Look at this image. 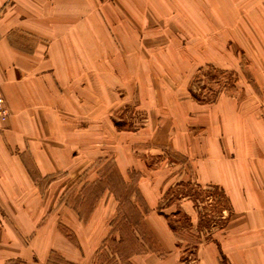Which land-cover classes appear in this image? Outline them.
I'll list each match as a JSON object with an SVG mask.
<instances>
[{
    "label": "crops",
    "instance_id": "crops-1",
    "mask_svg": "<svg viewBox=\"0 0 264 264\" xmlns=\"http://www.w3.org/2000/svg\"><path fill=\"white\" fill-rule=\"evenodd\" d=\"M106 1L131 12L125 13L129 24L116 27L115 18L111 17L107 22L112 26L105 27L98 10L92 11L101 0H0V92L11 114L6 124L0 123V264L11 260L47 263L51 252L60 250L53 243L65 245L63 250L71 248L64 234L62 237L53 232L56 226L52 211L57 206L53 199L66 195L73 185L78 186L79 195L86 181L97 184L99 175L91 173L93 167L86 173L89 167H81V172L69 171L63 176V164L73 162L63 157V122L33 123L26 115L40 113L48 99L51 102L43 112L57 115L60 96L65 108H74L79 114L84 113L85 100H97L98 113L109 115L117 106L115 94L107 93L102 103L99 79L86 81L92 83V89L85 88L87 78L81 69L100 66L103 53L111 56L109 62L116 67V52H123L120 62L127 68L213 66L237 70L242 66L237 53L241 57L242 51L252 53L251 67L263 66L258 60L259 52L264 50L259 49V21L250 26L243 23L247 28L239 27V23L233 30V20H238L240 14L227 12L228 0ZM75 4V9L65 6ZM259 6L260 0L251 1L253 10ZM90 10L92 13L86 15L84 11ZM244 20L242 15L239 21ZM166 27L172 35L186 36V46H165ZM120 35H130L121 46L116 40ZM250 35L255 43L246 39ZM165 48V60L158 56L156 60L148 59L149 53H162ZM171 51L179 55L172 58ZM66 77L75 78L77 86L63 90V83L70 82ZM139 80L135 84L141 107L150 115L170 117L171 123L164 130L172 132L171 146L186 155L193 166L195 187L216 191L219 200L224 199L227 205L219 212V222L210 223L196 235H181L169 223L161 205V190L167 178H157L153 185L146 175L142 176L139 187L148 207L143 222L155 239L142 240L146 251L134 253L128 264H264V74L255 76L262 85L261 97L240 88L237 92L221 93L209 103H199L187 96V88L179 91L172 85L159 96L164 89L158 81L149 82L145 76ZM149 93L155 97L149 99ZM21 115L25 116L23 120ZM29 132L46 134L39 137L41 142L36 141L38 138L29 141ZM78 159L75 164H94V159ZM133 162L120 165L127 170ZM53 173L58 174L55 181L51 178ZM69 178L72 181L68 185L63 183ZM45 180L50 181L44 183ZM112 196L109 192L104 194L89 218L81 214L78 206L63 203V225L79 241H86L83 238L87 228L106 223L104 219L112 212L108 207ZM178 209L188 217L190 228L198 231L205 217L192 197H182ZM152 243L159 247L154 248Z\"/></svg>",
    "mask_w": 264,
    "mask_h": 264
},
{
    "label": "rangeland",
    "instance_id": "rangeland-1",
    "mask_svg": "<svg viewBox=\"0 0 264 264\" xmlns=\"http://www.w3.org/2000/svg\"><path fill=\"white\" fill-rule=\"evenodd\" d=\"M251 1L253 0H228L226 9H228L229 14L238 12L240 14L239 18L242 15L244 16V22L239 21V18L233 20V30L235 31L239 23V27L247 28V26L245 27L246 23L250 26L251 22L257 23L259 21L261 30L257 37L260 42L259 49L262 50L264 49V0H260V9L256 10L251 8ZM101 2L98 8H94L92 11L96 13V10H98L101 19L105 22V27L112 26L111 23L109 26L107 22V19H111V17L115 18L116 27L123 28L125 27L124 23L129 24V20H125L127 18L125 13L128 15L131 12L124 11L122 5H114L110 2L108 4L106 0H101ZM65 6L74 7L75 9L78 5ZM92 11L84 12L86 15H90ZM149 13L151 14L150 10ZM252 13L254 14L252 15ZM84 21L86 23V19ZM63 24L65 23L63 22ZM255 26L258 27L257 24ZM172 27L174 26L172 25ZM131 29L135 30L133 25H131ZM168 30L170 29L166 27L165 46L168 48L186 46V36L172 35ZM176 30L178 31V27H176ZM129 36L120 35L116 37L117 44L124 43V40L129 39ZM246 39L249 43H255L253 42L255 38L251 35ZM116 53V67L111 66L114 64L112 61L109 62L111 56H107L108 53H103L102 58L100 56V66L81 69V74L87 78L85 84H83L85 88L92 89V83L88 84L86 81L91 82L93 77L99 79L101 87L99 90L101 98L99 99L102 103L106 101L107 93L115 94L117 106L110 110L109 115L98 113L99 101L97 100L93 102L85 100L83 103L87 107L85 106L83 114H79L74 108H65L61 96L59 100L57 99L60 105V108H57V115L49 116L47 112H43L48 108L46 106L51 102L50 99L44 100L45 105L40 113L26 115L27 118L32 119L33 123L63 122V157L67 156L68 161L73 160V162H68L66 165L63 164V176L69 171L77 174L81 172V167H89L88 169L84 168L86 173L91 171L93 167L94 170L91 173L97 172L99 178L97 184L94 185H91L93 182L86 181L83 185L84 189L81 188L79 195H77L78 186L75 188L73 185L66 195L62 194V196L53 199V205L57 204L56 207L53 206L52 211L53 226H56L53 232H58L62 237L64 234L71 242V244H66L71 247L70 249L63 250L65 245L61 246V244L56 245L53 243V247L60 248V250H53L47 263L11 260L6 264H128V258L134 253L146 251L143 243H140L142 240L147 242L146 240L153 241L155 239L154 233L149 227L146 226L147 228H145V222H143L144 213L148 212V207L141 193L139 182L141 177L145 175L149 178V183L153 182V185H155L157 178H167L161 190V205H163L164 212L168 216L169 223L175 230L179 231L177 233L184 236H187V234L193 236L210 223L220 221L219 212L222 210V206L227 205V202L224 199L219 200L216 191L211 193L195 187L193 166L189 163L186 155L181 154L171 146L172 132L164 130L171 123L170 117L150 115L149 112L143 109L139 101L138 86L136 87L135 83L140 81V76H145L149 82L158 81V86L164 89L160 90L159 96L166 94L167 89L165 88L170 85L178 88L179 91L187 88V96L194 100L191 89L204 101L216 99L221 93L237 92L240 88L250 89L261 97L262 85L258 84L255 76L259 77V75L264 74V68H262L264 67V50L259 52L258 57V60L263 63L261 68L250 66L251 52L242 51L241 57L240 53H237L238 60L242 61L241 68L237 70L220 69L213 66L200 68L166 66L145 69L127 68L121 66L120 61L124 58L123 52ZM170 54L173 58L174 54L179 55V52L171 51ZM166 55H168V52L165 48L162 53H149L148 59L156 60L155 56H158L159 59L165 60ZM180 55L182 54L180 53ZM72 75L67 76L71 77ZM70 77H66L70 82L63 83V90L66 87L75 88L77 86L75 78ZM73 77H76L75 74ZM167 81H171V83H167ZM178 81L183 82L178 83ZM156 86L157 84L154 83V87ZM72 95L75 97V93ZM182 95L181 93L180 96ZM153 97H155L154 93H149V99ZM123 98L126 99L123 100ZM67 102L69 103V101ZM24 105H27V102ZM100 107H103V104ZM152 111V113H155V110ZM19 118L23 120L25 116L21 115ZM34 133L36 136L33 135ZM28 134L30 136L27 135V140L31 141L38 138L36 141L41 142L43 139H39V137L46 133L29 132ZM27 157H31L30 151ZM77 158L80 162L94 159V164H75ZM130 160L134 162L131 163V168L125 170L123 165L120 164L122 162L128 163ZM29 164L33 167L32 161ZM57 176V173H53L52 180L55 181ZM49 181L45 180L44 183H49ZM70 181H72V178L64 180L63 183L68 185ZM107 192L113 196L112 202L108 206L112 208V212L110 211L104 219L106 223L100 224L99 228H87L85 238H83L86 241H79L73 231L63 225V203L68 202L71 206H78L82 211L81 214L89 218L92 215V210L97 206V202ZM187 196L192 197L196 206L201 207L205 213L203 215V212L200 211V213L202 212L201 216L205 218L201 220L198 231L195 232L190 228L188 217L178 209L179 200ZM207 215H211V217ZM152 245H154V248L159 247L156 243H152Z\"/></svg>",
    "mask_w": 264,
    "mask_h": 264
},
{
    "label": "built area",
    "instance_id": "built-area-1",
    "mask_svg": "<svg viewBox=\"0 0 264 264\" xmlns=\"http://www.w3.org/2000/svg\"><path fill=\"white\" fill-rule=\"evenodd\" d=\"M10 110L6 104L5 98L0 92V123L6 124L10 119Z\"/></svg>",
    "mask_w": 264,
    "mask_h": 264
},
{
    "label": "trees",
    "instance_id": "trees-1",
    "mask_svg": "<svg viewBox=\"0 0 264 264\" xmlns=\"http://www.w3.org/2000/svg\"><path fill=\"white\" fill-rule=\"evenodd\" d=\"M192 88V87H191ZM235 88V87H234ZM191 91V94H192V96H193V98H195V100H197V101H200V102H203V103H209V102H213V101H215V99H213V100H203V99H201L196 93H195V91H192V89L190 90ZM145 240H146V238H145ZM141 243V242H140Z\"/></svg>",
    "mask_w": 264,
    "mask_h": 264
}]
</instances>
